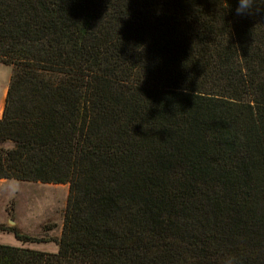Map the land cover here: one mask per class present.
I'll use <instances>...</instances> for the list:
<instances>
[{"label":"trees","instance_id":"16d2710c","mask_svg":"<svg viewBox=\"0 0 264 264\" xmlns=\"http://www.w3.org/2000/svg\"><path fill=\"white\" fill-rule=\"evenodd\" d=\"M238 3L0 0V179L70 185L58 251L0 264H264V12Z\"/></svg>","mask_w":264,"mask_h":264},{"label":"rangeland","instance_id":"374dc122","mask_svg":"<svg viewBox=\"0 0 264 264\" xmlns=\"http://www.w3.org/2000/svg\"><path fill=\"white\" fill-rule=\"evenodd\" d=\"M11 74L12 66L0 63V100L6 97ZM69 192V184L0 179V224L15 225L36 238L22 241L13 232L2 231L0 243L58 251ZM50 224L56 225L47 229Z\"/></svg>","mask_w":264,"mask_h":264},{"label":"clouds","instance_id":"9594fccd","mask_svg":"<svg viewBox=\"0 0 264 264\" xmlns=\"http://www.w3.org/2000/svg\"><path fill=\"white\" fill-rule=\"evenodd\" d=\"M264 12V0H239L236 8L238 16L253 15Z\"/></svg>","mask_w":264,"mask_h":264},{"label":"crops","instance_id":"0c3cea01","mask_svg":"<svg viewBox=\"0 0 264 264\" xmlns=\"http://www.w3.org/2000/svg\"><path fill=\"white\" fill-rule=\"evenodd\" d=\"M9 78H11V75H10V77ZM8 83H10V82H8ZM5 99H4V97L2 96L1 97V100H0V110H1V112L3 111V109H4V101ZM1 117V116H0Z\"/></svg>","mask_w":264,"mask_h":264},{"label":"bare ground","instance_id":"6f19581e","mask_svg":"<svg viewBox=\"0 0 264 264\" xmlns=\"http://www.w3.org/2000/svg\"><path fill=\"white\" fill-rule=\"evenodd\" d=\"M5 94V93H4Z\"/></svg>","mask_w":264,"mask_h":264}]
</instances>
